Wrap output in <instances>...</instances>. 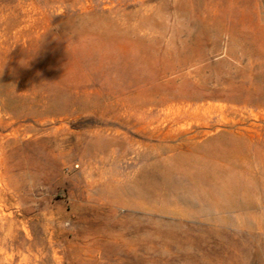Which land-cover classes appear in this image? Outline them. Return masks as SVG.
I'll return each mask as SVG.
<instances>
[{
	"label": "rangeland",
	"instance_id": "rangeland-1",
	"mask_svg": "<svg viewBox=\"0 0 264 264\" xmlns=\"http://www.w3.org/2000/svg\"><path fill=\"white\" fill-rule=\"evenodd\" d=\"M223 24L235 31L222 33L203 59L196 48L178 73L208 65L199 77L218 79V89L163 78L186 33L202 39L206 25ZM263 29L264 0H210L199 15L185 0H0V264H264V163L214 165V183L235 192L231 207L232 198L216 192L210 202L178 186L167 193L168 177L158 191L166 214L135 210L122 194L111 206L96 202L101 184L120 190L157 166L184 180L167 150L179 139H164L125 105L137 109L169 91L208 95L214 121L220 105L247 111L237 100L254 90L238 75L228 79L223 43L244 32L264 60ZM166 108L172 115L177 107ZM146 219L180 234L178 247L150 258L123 245Z\"/></svg>",
	"mask_w": 264,
	"mask_h": 264
},
{
	"label": "bare ground",
	"instance_id": "bare-ground-1",
	"mask_svg": "<svg viewBox=\"0 0 264 264\" xmlns=\"http://www.w3.org/2000/svg\"><path fill=\"white\" fill-rule=\"evenodd\" d=\"M185 1L193 13L199 15L202 5L210 0ZM230 29L234 28L225 26V24L217 28L206 25L203 30L204 32H201L204 33L202 39L197 35L186 33L184 35V44L182 43L181 55H178L180 60L176 63L175 61L169 63L167 68L163 69L161 73L163 78H166L168 75H175L170 80H167L168 83L198 78L196 80L201 85L211 82L212 88L218 89V79L213 80L212 77H207L205 80H202L199 77V72L206 70L208 65H202L199 69H195V73L191 71H186L184 74L178 73L183 68L188 67L190 63L189 57L196 48L200 54L199 59L204 58L206 47L211 46L214 49H218L222 33L229 32ZM236 32L233 35L229 34L228 38L224 40V49L222 51L223 63L228 67L226 70L228 79L232 81L238 75L239 80H236L239 81L238 83H241L243 86H249L254 90L251 94L249 93L244 98L237 100L243 109H247V107L249 109L245 111L238 109V107L231 108V106L220 105L214 108V116H216V120L214 121L211 113V110H213L211 109L212 106L204 104V101L209 98L208 95L188 94L179 96L165 91L161 96L152 97L149 101H146L145 106L138 107L137 109L135 107L136 104L128 101L127 105H124L130 110L134 109L139 114L141 120H146L147 125H156V132L164 139H179L180 144L174 147L168 146L167 150L175 152V156L171 158L172 166L182 169L184 176L180 178L184 180L173 182L174 179L172 180L173 177L169 174L171 168L164 172V174L167 173L168 175H163V170L157 166L155 169L149 171H141L138 174V178H136L137 180L120 190L109 183L101 184L103 189L100 191V198L96 201L97 203L111 206L115 195L122 194L128 198L127 200L135 210L150 214V209L146 207V205H150L154 208L153 211L155 213L163 212L166 214L168 213L167 205L163 204L165 196L158 193V191L160 190V177H168L163 181L164 191L167 193H176L178 186V188H182L184 191L188 190L190 197L196 199V201L198 199L204 201L205 198L207 199V194L211 195V192L213 194L216 192L223 195L226 200H229L231 197L233 200L230 198V201H232L230 207L234 205L235 192L228 187L225 189L219 186L221 184L214 183V180H216L214 179V175L218 173L214 170V165L226 159L235 161L244 160L248 164L257 161L260 164L264 163V60L254 54L244 32L237 30ZM262 32L264 37V29ZM228 101L232 103L235 102V99L229 98ZM172 104L177 108L175 109V113L170 115L171 111L166 107ZM154 109L157 111L156 115L152 113ZM206 112L209 113L206 114ZM162 116L165 117L162 118ZM209 135L215 136V138L204 139V137ZM256 142H262V148L257 150V156L254 154L253 156L250 155V152ZM207 200L209 201V199ZM159 204L160 207L158 208ZM209 204L211 205V203ZM185 205L192 206L187 203ZM146 220V225L138 227L137 235L132 240L122 242L123 245L128 246L133 252H145L150 258H156L157 255H160L158 251L160 247V250L163 252H170L167 249L170 245L178 247L175 240L181 242L179 241L180 234L179 236L178 233L174 234L171 229H168L169 227H166L169 225H165L167 230L165 229L162 232L157 221ZM160 236H162V239H160ZM189 238L188 236L186 240H189V246H192L194 241ZM158 240L161 242L159 245H157L160 243ZM158 246L159 248H157ZM148 262L151 264L155 263L154 260ZM148 262H140L139 264H146Z\"/></svg>",
	"mask_w": 264,
	"mask_h": 264
}]
</instances>
